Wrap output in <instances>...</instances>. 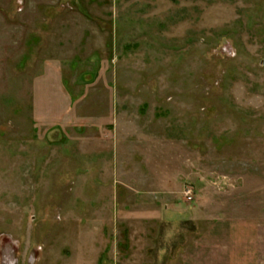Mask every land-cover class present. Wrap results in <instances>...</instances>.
Segmentation results:
<instances>
[{
  "label": "rangeland",
  "instance_id": "1",
  "mask_svg": "<svg viewBox=\"0 0 264 264\" xmlns=\"http://www.w3.org/2000/svg\"><path fill=\"white\" fill-rule=\"evenodd\" d=\"M246 256L264 0H0V264Z\"/></svg>",
  "mask_w": 264,
  "mask_h": 264
},
{
  "label": "crops",
  "instance_id": "2",
  "mask_svg": "<svg viewBox=\"0 0 264 264\" xmlns=\"http://www.w3.org/2000/svg\"><path fill=\"white\" fill-rule=\"evenodd\" d=\"M250 257H251V256H246V257H243V259H241V260H247V259H249ZM234 258H235L236 262H238V261L240 260L239 257H235V256H234ZM248 261H249V260H247V261L245 262V264H249Z\"/></svg>",
  "mask_w": 264,
  "mask_h": 264
},
{
  "label": "built area",
  "instance_id": "3",
  "mask_svg": "<svg viewBox=\"0 0 264 264\" xmlns=\"http://www.w3.org/2000/svg\"><path fill=\"white\" fill-rule=\"evenodd\" d=\"M191 194H192V191H191V190H187V191H186V195H187V196H190Z\"/></svg>",
  "mask_w": 264,
  "mask_h": 264
},
{
  "label": "bare ground",
  "instance_id": "4",
  "mask_svg": "<svg viewBox=\"0 0 264 264\" xmlns=\"http://www.w3.org/2000/svg\"><path fill=\"white\" fill-rule=\"evenodd\" d=\"M10 260V259H9Z\"/></svg>",
  "mask_w": 264,
  "mask_h": 264
}]
</instances>
